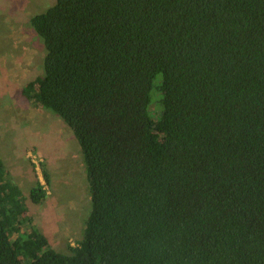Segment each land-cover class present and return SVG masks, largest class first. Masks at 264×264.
Segmentation results:
<instances>
[{
  "label": "trees",
  "instance_id": "trees-1",
  "mask_svg": "<svg viewBox=\"0 0 264 264\" xmlns=\"http://www.w3.org/2000/svg\"><path fill=\"white\" fill-rule=\"evenodd\" d=\"M26 101L81 147L83 238L56 251L0 157V264H264V0H56ZM49 183V176H44Z\"/></svg>",
  "mask_w": 264,
  "mask_h": 264
},
{
  "label": "rangeland",
  "instance_id": "rangeland-1",
  "mask_svg": "<svg viewBox=\"0 0 264 264\" xmlns=\"http://www.w3.org/2000/svg\"><path fill=\"white\" fill-rule=\"evenodd\" d=\"M55 2L0 0V157L25 197L41 181L46 197L38 205L28 201L29 215L56 251L71 254L92 209L81 147L62 118L22 96L43 75L46 55L30 18Z\"/></svg>",
  "mask_w": 264,
  "mask_h": 264
}]
</instances>
